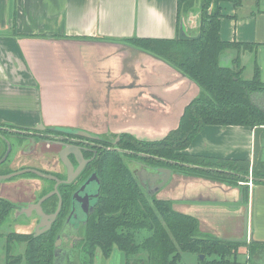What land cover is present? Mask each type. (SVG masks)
<instances>
[{"label":"crops","instance_id":"1","mask_svg":"<svg viewBox=\"0 0 264 264\" xmlns=\"http://www.w3.org/2000/svg\"><path fill=\"white\" fill-rule=\"evenodd\" d=\"M178 1L0 0V123L163 138L200 89L134 40L177 38L184 26ZM222 11V38L253 44L240 52L243 78L258 66L264 81V0L227 1ZM187 152L253 164L256 130L206 125ZM157 198L196 217L205 233L264 241V181L257 178L250 186L173 171ZM116 254L126 264L119 249L104 261Z\"/></svg>","mask_w":264,"mask_h":264},{"label":"trees","instance_id":"2","mask_svg":"<svg viewBox=\"0 0 264 264\" xmlns=\"http://www.w3.org/2000/svg\"><path fill=\"white\" fill-rule=\"evenodd\" d=\"M194 1L179 0L180 10L184 7L187 11ZM227 1H233L236 7L241 4V0H203L198 32L189 38L134 40L143 45L140 49L165 60L193 81L200 92L185 107L178 127L163 138L142 140L131 133H121V149L102 152V193L79 243L81 253L87 256L85 263H94L98 249L105 258L119 249L126 256V264H184L186 253L196 254L199 264H264V241L224 239L201 231L196 217L175 210L171 201L150 195L129 166L144 159L154 167L167 166L175 172L236 184V176L227 169L229 163L250 166V162L193 155L187 149L206 125L249 126L256 130L253 170L258 177L264 174V152H259L264 151V143L258 141L259 134L264 136V81L258 66L253 78L242 76L240 52L253 44L224 40L221 36V22L226 16L222 3ZM233 50L237 56L230 64H223L222 56ZM5 126L0 123V127ZM3 204L9 206L8 210L14 209L10 201L0 198V205ZM4 216L0 209V224ZM55 230L56 227L41 235H8V242H24L26 247L14 257L11 243H7L5 264H59Z\"/></svg>","mask_w":264,"mask_h":264},{"label":"rangeland","instance_id":"3","mask_svg":"<svg viewBox=\"0 0 264 264\" xmlns=\"http://www.w3.org/2000/svg\"><path fill=\"white\" fill-rule=\"evenodd\" d=\"M212 8L210 9V11L212 10ZM181 15H182V19H184L183 24H184V29L186 33L188 35H195L197 33V30L189 29L187 27V23L190 22V24L192 23L191 25H195V27L196 25H200V22L203 16V0H195L194 4L192 3V5L189 7L187 11L184 9V7H182ZM230 54L231 52H229L228 57ZM157 59L161 60V58L159 57ZM230 60L231 59L227 60L225 57L222 63L225 65L230 64L231 63ZM44 90L46 89L44 88ZM15 103H12V104L10 103V104L13 105ZM29 104L32 106V108H34L33 106H35V102L33 100L29 102ZM2 109L3 110H1V112L6 111L4 110V108ZM13 112L15 111H12L11 113ZM92 118L91 120H94ZM2 124L9 126V128L19 127V128L33 129L31 127H20V126H15L12 124H7V123H2ZM5 130L6 132L4 131V132H1L0 134V160L6 154L9 146L11 147V153L8 159L4 163L0 164V172H3L5 170H10L12 172L14 169L27 168V167L44 168V166L48 163V161H53L55 159L54 155L56 153L54 152V150L53 151L51 150L52 147L50 145L41 144V143L36 144L37 143L36 139L33 138L32 136H28L25 133H21V132H16V131L12 132V130L10 129L9 130L5 129ZM39 133L42 134V132H39ZM55 134H58V133H55ZM117 135L118 134H107L108 137L106 139L114 141ZM146 135L148 139L150 140L157 137V134L148 135L147 133L143 136H141L140 133H137V135L135 136L139 138H146L145 137ZM263 139H264V136L259 134L258 141L260 143H264ZM259 152L261 153L264 151L263 149H261ZM258 158L259 156H257V160ZM252 165L248 166L247 164H230L229 163V166L227 169L236 176L235 180L238 184L239 183H242V184L250 183V182L253 183V181H255V178L258 176L257 174L254 173ZM129 166H130L131 171L134 173H136L137 171L141 169V167L137 163L135 164L129 163ZM255 166H257V168L259 169L257 162ZM262 171L264 172V168ZM257 179L264 181V174L260 175V177H258ZM15 180L17 181L14 182ZM21 180L28 181V182H34V183L37 182L38 184L43 182L42 186L45 185V190H43L42 193L40 192L41 194L37 192L38 199L39 197L44 195L47 192L48 188L50 187L48 186L47 182H45V180H42L36 175L25 174L24 176H21V177L19 175L15 177L14 180L11 181L13 183L7 182L6 186L8 187L4 188L5 192L7 194H11L12 196H22L23 193L20 191L19 186L18 187L12 186ZM1 183H4V182H1ZM33 189H32V186H30L25 191L31 192ZM159 191L157 192V194L159 193ZM2 198L5 200V202L9 201L7 197H2ZM23 207H25V205H23ZM8 208L9 206L6 204L0 205V209L5 215L3 217L2 223L0 224V264L6 263V256H7L6 244L7 243L9 244L11 243L10 253L14 257H17L19 254L24 252L25 247H26V244L24 242H16V240H12L11 242H8L7 241L8 235L10 236L12 234H16L20 232L33 234L35 233L37 229L40 228L39 225L41 223L39 216L35 212L28 216L25 214V212H20V213L13 212L12 210H8ZM61 222H62L61 225H59V227H56L55 234H54L55 242L57 240V237L60 234H62V243L60 245L61 250L57 254V262L59 264H88L87 262L86 263L84 262V258L86 259L87 256L81 253L82 250L79 247L80 241L83 240L82 237L84 235L83 233L85 229L84 225L81 226V228H79L78 230H75L72 226L66 227V230H62V225L64 221H61ZM118 255L119 254H116V256H114L113 263L110 261L111 259H108V261L105 262L104 261L106 260L105 257L102 258L103 261L98 262L100 255L98 253V250H96L93 264H98V263L99 264H123L122 257L119 261ZM183 263L184 264H199L198 256L193 253H186L183 256ZM20 264H26V263L23 261Z\"/></svg>","mask_w":264,"mask_h":264},{"label":"flooded vegetation","instance_id":"4","mask_svg":"<svg viewBox=\"0 0 264 264\" xmlns=\"http://www.w3.org/2000/svg\"><path fill=\"white\" fill-rule=\"evenodd\" d=\"M36 127H42V126L38 125V126L31 127L33 129H25L26 131H28V133H25V134L35 138L37 142L36 144L41 143V144L50 145L52 147L51 150L52 151L54 150V152L56 153L54 155L55 159L53 161H48V163L44 166V168L27 167V165L26 167L29 169H38L62 181L57 187L58 194L52 195L51 197L47 198L44 202L41 203V208L44 213L48 215H52L58 212L55 220L52 221V224L48 230H51L54 227H59V225H61L62 223L61 221H64L62 225V230H66V227H71V226L75 230H78L79 228H81V226L85 224L81 223L78 226H75L71 222L67 221L68 217L73 211L74 194L78 190H80L84 186L85 183L90 181L89 191H93V193H91V196H90L91 199H90L89 209L93 208L91 211L93 213L95 206L97 204V201L100 198L101 193H102L103 183H102V178L100 175V168H101L100 165H101V160H102L101 158L103 154L102 152L106 150H120L121 148L118 147L119 145L118 143L120 141L121 134H118L115 140L112 141V140L106 139L108 137L107 134L93 133V132L87 131V129L85 128L83 129V128H74V127H62V128H65V131L61 132V131L53 130L55 127H52V126L46 127L45 125H43V127H45L44 129H40V128L36 129ZM4 128L0 127V130H4ZM10 129H13V128H10ZM39 132H42V134ZM55 133H58V134H55ZM64 149L66 150L65 155L67 157L66 161L68 160L67 163L66 161L64 162V159H62L61 157V153ZM132 163L140 164L139 166L141 168L143 167V165L146 167H154V165L152 166V164H150L147 160H144V159H141V160H138ZM157 166L160 167V165H157ZM22 169H26V168L14 169L11 173L20 171ZM25 174L36 175L34 173H29V172ZM25 174H21L19 176L21 177V176H24ZM0 175H6V174H4V172H0ZM36 176L41 178L42 180H45L48 186H50L47 192L41 197H39V199H38L37 192L42 193L43 190H45V185L42 186L43 182L38 184L37 182L34 183V182H28V181L21 180L12 186H15V187L19 186L20 191L25 196L23 195L22 196H12L11 194H7L4 188L8 187L6 186L7 182L13 183L11 181H13L14 178L17 176L10 178V179H0V198L7 197V199L10 202H12L13 205L16 206V207L14 206V209L12 210L13 212H18V213L25 212V214L29 216L28 211L31 208L32 209L31 214L35 212L38 215L36 208H34V205L37 204L41 198H43L44 196H46L47 194L55 190V186L57 184L56 180L49 179V178H43L39 175H36ZM16 181L17 180H15L14 182ZM1 182H4V183H1ZM140 182L147 192H148V189L152 188V186H155V184L146 182L148 185L146 188L141 180ZM243 184H249V183H243ZM30 186H32V189L33 188L34 189L31 192L25 191ZM97 188L99 190V193L98 195L95 196ZM154 195L157 197V193ZM23 205H25V207H23ZM39 218H40V222H42V218L40 216ZM43 227L46 228L47 225H43ZM40 230H42V227L37 229L35 233L33 234L41 235L44 232L48 231V230H45L41 232L40 234H38ZM20 233H23V232H20ZM27 234H32V233H27Z\"/></svg>","mask_w":264,"mask_h":264},{"label":"water","instance_id":"5","mask_svg":"<svg viewBox=\"0 0 264 264\" xmlns=\"http://www.w3.org/2000/svg\"><path fill=\"white\" fill-rule=\"evenodd\" d=\"M179 37L180 38H189L190 35H188L184 29V26L180 27V31H179ZM146 52V51H144ZM152 57L154 58H158V56L151 54ZM160 58V57H159ZM161 61L167 63L165 60L161 59ZM169 64V63H167ZM170 65V64H169ZM42 127H36V129H44L45 127H43V125H40ZM5 129L9 130V127H5ZM12 131H16V132H21V133H28V131L26 130H21V129H10ZM53 130L55 131H65L64 128L62 127H55ZM79 134V133H78ZM11 153V147H8V150L6 152V154L4 155V157L0 160V164L4 163L7 158L9 157ZM66 150L64 149L61 153V157L62 159H64V162L66 161ZM68 162V160L66 161V163ZM172 162V161H169ZM175 163V162H173ZM140 165V164H139ZM34 173L36 175H39L43 178H49V179H54L57 181V184L55 186V190L49 194H47L46 196H44L43 198L40 199V201L34 205V208H36L38 215L42 218V222L40 224L39 227H42V230H40L38 232V234H40L41 232L48 230L52 224V221L55 220L57 213L52 214V215H48L46 213H44L42 211L41 208V203L44 202L47 198L51 197L54 194H58V185L62 182L60 181L58 178L46 174L38 169H22L20 171H16L10 174H6V175H0V179H10L13 178L15 176L21 175V174H25V173ZM138 177L140 178V180L142 181V183L144 184V186L147 188V183L146 182H150L152 184H155V186H152V188L148 189V192L150 195H154L156 194L160 189H162L171 179L172 175H173V169L167 166H161V167H146L143 165V167L139 170V172H137ZM90 181H88L87 183L84 184V186L78 190L75 194H74V198H73V211L70 214V216L68 217L69 222H71L72 224H74L75 226H78L81 223H86L89 219V216L91 215V211L92 209H89L90 206V196L91 193H93V191H89V187H90ZM99 190L97 188L95 196L98 195ZM94 196V195H92ZM32 209L30 208L28 211V214H31ZM51 220V221H49ZM43 225H47L46 228L43 227ZM62 243V234H60L57 237V240L55 242V254L57 255L58 252L61 250L60 249V245ZM201 259H204V255H201Z\"/></svg>","mask_w":264,"mask_h":264},{"label":"built area","instance_id":"6","mask_svg":"<svg viewBox=\"0 0 264 264\" xmlns=\"http://www.w3.org/2000/svg\"><path fill=\"white\" fill-rule=\"evenodd\" d=\"M249 184H250V186L252 185V183H251V182H250Z\"/></svg>","mask_w":264,"mask_h":264}]
</instances>
